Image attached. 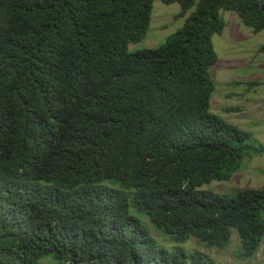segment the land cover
Listing matches in <instances>:
<instances>
[{"label": "trees", "instance_id": "trees-1", "mask_svg": "<svg viewBox=\"0 0 264 264\" xmlns=\"http://www.w3.org/2000/svg\"><path fill=\"white\" fill-rule=\"evenodd\" d=\"M154 1L0 0V264H214L159 247L144 218L176 245L224 249L234 230L237 259L258 251L264 190L202 188L264 153L210 112L219 12L256 35L264 0H160L192 11L128 52Z\"/></svg>", "mask_w": 264, "mask_h": 264}, {"label": "rangeland", "instance_id": "rangeland-1", "mask_svg": "<svg viewBox=\"0 0 264 264\" xmlns=\"http://www.w3.org/2000/svg\"><path fill=\"white\" fill-rule=\"evenodd\" d=\"M191 11L185 17L177 18L178 4L164 5L155 0L145 38L129 45L128 52L157 48L183 26ZM219 14L225 29L212 38L217 63L210 70L214 84L210 112L249 133L253 141L264 147V54L259 52L264 44V32L253 34L231 12L220 11ZM202 189L223 196H233L243 189L264 190V153L251 154L228 180L212 182ZM142 221L159 247L171 250L178 246L189 252L198 251L214 264H264V236L254 257L240 260L237 259L240 242L234 230L224 249L208 248L194 239L176 245L148 219ZM43 264L59 263L45 259Z\"/></svg>", "mask_w": 264, "mask_h": 264}]
</instances>
